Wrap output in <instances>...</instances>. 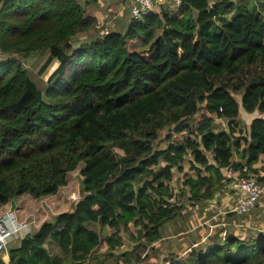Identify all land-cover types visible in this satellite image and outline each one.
Listing matches in <instances>:
<instances>
[{"label":"trees","instance_id":"16d2710c","mask_svg":"<svg viewBox=\"0 0 264 264\" xmlns=\"http://www.w3.org/2000/svg\"><path fill=\"white\" fill-rule=\"evenodd\" d=\"M240 1L167 2L100 35L79 0H0V207L57 194L84 163L82 197L10 246L8 264L140 263L185 197L213 199L235 177L264 184V115L249 136L234 128L241 109L264 113V74L249 72L264 63V3ZM37 51L50 53L40 73L59 63L44 89L15 56ZM223 237L158 264H264V236Z\"/></svg>","mask_w":264,"mask_h":264},{"label":"rangeland","instance_id":"374dc122","mask_svg":"<svg viewBox=\"0 0 264 264\" xmlns=\"http://www.w3.org/2000/svg\"><path fill=\"white\" fill-rule=\"evenodd\" d=\"M82 1V0H80ZM257 2V0H254ZM101 34V35H105ZM86 35H80L79 42L85 41ZM138 41L136 39H132L129 42L130 49H133L134 46L138 45ZM48 51H37L34 52L26 57L15 55L19 60L22 61L24 66L29 70V74L31 79L37 83V85L40 87V89H44L46 85L47 78L55 70L58 63H52L48 69L44 73H40V70L42 66L45 64L46 60L49 57ZM2 56L0 55V59ZM249 72L252 75H257L258 73L264 74V63H258L255 66H252L249 68ZM159 148H164L166 146V141H160L159 143L155 144ZM185 165H188V162L185 163ZM84 168V163L81 162L78 166V168L74 171H70L67 174V185L62 186L55 196H49L45 200L47 205L45 207L37 208L36 212L39 214V217L37 219V223H43L44 221L53 220L54 217L59 213L63 211H67L73 203H75L77 200H79L83 195V179L84 177L81 174V170ZM175 174L178 176V173L175 171ZM27 198H30L32 201H27L24 199L23 201L27 205L34 206L35 202L32 196L28 195ZM204 201V200H203ZM199 201V202H203ZM208 201V200H207ZM39 202V201H38ZM49 202V204H48ZM187 210L184 212L183 215L178 216L167 223L162 227V234L163 239L159 240L157 243H155L152 246L148 247V250L146 253L143 254L145 256V259L136 264H158L164 260V258H170L171 256H174L176 260V257H185L188 250L192 247H206L210 243L217 242L219 240H223V236L220 237L218 234L216 235V228L220 229L221 231L226 228L227 234L235 233L236 227L226 225L225 227L223 225H220V221H226L227 217L232 218L233 213H226L222 215L221 218H218V216L213 217V219L210 220V224L212 227L206 224H203V221L206 217H203V213L200 214L199 212L203 211L205 208H210V210L213 208L212 206H209L207 203L205 205L198 204L197 208L194 207L196 204H192L191 201L185 200L183 202ZM209 203V202H208ZM53 204V209H51V206ZM210 204V203H209ZM211 205V204H210ZM32 210V209H31ZM30 210V212H25V217L27 216L29 219L33 220V213ZM209 210V209H207ZM215 224V227H214ZM35 226V225H34ZM209 232V237L207 236V239L204 238ZM212 231V232H211ZM103 234V233H102ZM105 236V234H103ZM243 236L248 237L251 236L253 238L258 237L257 232H247L243 233ZM200 242V243H199ZM133 246V242L129 240V236L125 237L124 247L121 249L116 250L115 252L120 254L128 249H130ZM49 251L51 255H57L58 253L61 254L62 257H67L66 254L59 249L56 245L49 246ZM116 259H110L105 264H116ZM172 261L168 262L167 264H170ZM91 264H97L96 261L91 262ZM119 264H128L127 262H124V260L120 261ZM135 264V263H132Z\"/></svg>","mask_w":264,"mask_h":264},{"label":"crops","instance_id":"0c3cea01","mask_svg":"<svg viewBox=\"0 0 264 264\" xmlns=\"http://www.w3.org/2000/svg\"><path fill=\"white\" fill-rule=\"evenodd\" d=\"M210 1L213 2L216 0H210ZM241 1H247V2L253 1L254 3H256L258 5L264 3V0H257V2H255L254 0H241ZM79 2L86 7V9L89 13L95 15L98 18L99 27H100V33H99L100 35L104 34V33H108L109 31L121 32V31L127 29L129 22H130V19H131L130 9H129V6H130L129 0H82V1L79 0ZM234 13H235V9L232 12H230L229 14L233 15ZM53 63L54 64L58 63V61L55 60ZM58 65H59V63H58ZM259 74L260 73H258L257 75H259ZM257 75L251 74V76H257ZM262 115H264V113H262L260 111L248 113L244 109H241L240 110V116L238 117V119L236 120V122L234 124V128L236 130L235 135L236 136H249L251 123L253 122V120H255L256 118H258ZM228 126H229V122L226 119L222 118V119H217L215 121V123L213 124V129L215 132L220 133V132L225 131V130L229 131ZM236 158H237V161H239V158L238 157H236ZM191 160H192V157H187L186 161L184 162V166L186 168L189 167ZM186 162H188V165H185ZM223 172H224L226 177H228V178L231 177V173H232L231 170L224 169ZM260 174L262 176H264V170H262ZM233 179L234 178H232L225 185V188L223 191H219L218 193H216L213 199H209L208 201L202 200L203 202H195V203L191 202V203L193 205L196 204V206H194L196 208L198 206L197 203L202 204V205H205V203H207L209 206L213 207L211 210L208 207V208H205L202 212L201 211L199 212L200 214L203 213V215H204L203 217H206L205 220L203 221V224H206V225L210 224V220L213 219V217L218 216V218H221L222 215H224L226 213H233L232 218L227 217L226 221L221 220L219 224L223 225L224 227L226 225L234 226L237 229H236L235 233H232V235L245 237V236H243V233H247V232L248 233L249 232L255 233V232H257V230H256L257 226H259L263 222V218H264V192H263L262 197L259 200L257 206L252 211L245 213V214H242V215L236 214V213L232 212L231 207L238 200V196L236 195L235 190L228 186ZM57 194H55V195H57ZM55 195H50V196H55ZM27 197H28V195L16 197L13 200H11L9 203H7L6 205L0 207V215L6 211H9V210L14 211L18 220H20V221H31L32 222L31 231L28 234H33L34 232H36L40 228V226L42 224V223H40V224L37 223V219L39 217V214L36 212V210L38 207H40V205H42V207H45V205H47L46 201H43V199L45 200L49 196H44V197L39 198V199H36L33 197L34 199H36V200H33L35 202L34 206L27 205L23 201L24 199H26L27 201H32V200H30V198H27ZM185 200H188V198L185 197ZM48 204H49V202H48ZM50 206H51V209H53V204ZM207 209H209V210H207ZM30 210L33 213V217H34L33 220L29 219L27 216L25 217V212H30ZM48 221L52 222V221H54V219L51 221L50 220H48ZM210 226L212 227L211 224H210ZM214 227H215V224H214ZM225 229L226 228H224V230L221 231L220 229L216 228V230H215L216 235L218 234V236L222 237L223 235H225V233L227 234ZM209 232L210 231H208V234L204 238L207 239ZM258 236H259V234H258ZM21 238L22 237L13 239L10 243V246L15 245V244H19ZM52 245H56L60 249V246L58 243L54 242L53 240H48L46 243V247L48 248V251H49V246H52ZM8 252H9V250H8ZM8 252H4V253L0 254V263L1 264H8L9 263L10 259H9V253ZM49 253H50V251H49ZM57 255L61 256L60 253H58Z\"/></svg>","mask_w":264,"mask_h":264},{"label":"built area","instance_id":"2783aa9c","mask_svg":"<svg viewBox=\"0 0 264 264\" xmlns=\"http://www.w3.org/2000/svg\"><path fill=\"white\" fill-rule=\"evenodd\" d=\"M130 15L140 19L145 13L159 10L164 3L171 2L178 6L182 0H129ZM233 188L238 200L232 205L231 210L236 214H245L252 211L258 204L264 192V185L253 175L235 177L228 185ZM31 221L18 220L14 211L9 210L0 215V254L8 252L13 239L24 238L31 231ZM257 234L264 236L263 222L256 228ZM226 235V233H225ZM223 235V236H225ZM21 238V239H22ZM20 239V240H21Z\"/></svg>","mask_w":264,"mask_h":264}]
</instances>
